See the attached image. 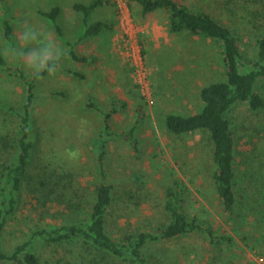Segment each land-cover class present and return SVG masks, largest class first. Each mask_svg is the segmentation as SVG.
Masks as SVG:
<instances>
[{"label": "rangeland", "instance_id": "obj_1", "mask_svg": "<svg viewBox=\"0 0 264 264\" xmlns=\"http://www.w3.org/2000/svg\"><path fill=\"white\" fill-rule=\"evenodd\" d=\"M109 1L116 18L112 46L120 61L127 65L138 97L144 99L133 102L126 112L122 109L116 113L118 119L125 116L127 123L123 124L124 126L118 125L120 130L115 127V131L127 132L133 128L137 146L134 149L130 141L122 138L110 139L108 174L118 196L113 214L108 220V232L113 237H118L128 231H151L168 221V215L162 207L163 190L165 186H169L166 176L168 170L175 173L182 183V188L187 192V213L192 216L200 213L201 217L211 221L213 229L229 235L232 239L211 244L205 234L195 233L171 241L154 242L146 247L145 252L152 264H264V171L257 167V157L261 149H264V109L254 114L242 104L236 106L230 114L231 127L237 143L235 191L239 197V204L231 219L222 212L214 197L211 178L214 165L209 139L206 136L194 135L186 139L185 145L172 143L158 127L162 116L170 111H196L199 106L197 89L208 80L212 79L211 83L225 80L215 44L209 39L195 36L182 37L177 44L179 55L175 53V56L171 57L173 70L168 78L163 79L159 75L154 76L152 69L170 58L162 57L164 47L161 44L155 46L152 38L155 34L154 28L162 27L158 29L159 34L166 30L165 15L160 13L148 21L141 22L138 29L130 27V38L135 40L138 33L137 41L140 40L141 49L145 51L143 60L138 58L136 61L142 71L138 77L140 80L148 79L149 88L145 97L141 89L135 87V66L131 59L127 58L129 55L120 48L124 33L120 25L128 30V27L120 23L122 19H130V12L123 14L126 18L124 19L119 15L114 0ZM181 1L188 5L195 4L231 26L239 37L245 56L244 64L247 65L248 60L254 56L255 41L264 31V0H252V3L249 0ZM57 3L69 7L73 2L60 0ZM57 3L50 0H2L0 5L8 16L16 10L28 12L41 4L45 8ZM226 3L231 4L225 5ZM23 23L22 21L17 25L11 41L4 38L0 24V54L12 67H21L30 78L32 74L21 64L23 60L9 55L10 50L17 47ZM45 23L44 33L55 37L59 45L62 44L51 23L48 20ZM59 26L64 40L74 42L69 39L76 34V22ZM63 47L67 52L66 44ZM137 50L134 46L135 54H138ZM120 51L126 56L122 57ZM176 55L179 57L176 58ZM176 64L182 69L176 71ZM66 69L76 71V63L64 58L58 71L48 79H43L37 88L38 98L35 101L33 116L38 140L35 141L34 160L28 168V175L43 173V169L55 170L58 174L64 169L73 174V179L71 185L55 192L54 195H57L59 200H52L44 206L37 204L36 199L30 197L32 192L25 182L18 211L5 227L6 251L26 240L38 226L59 225L68 213L67 204L64 205V202L79 201L76 196L82 198L83 195L89 200L94 188L97 177L93 164L94 155L90 148H82L81 145L85 139L88 141L87 138L94 134L100 123L95 114L80 113L77 104L82 99L81 96L76 98V76L68 74ZM58 90L66 91L69 97L61 99L49 95L51 91ZM24 96L25 92L19 79L13 73L1 69L0 102L19 109ZM138 110L142 111L143 115L140 121H137L140 118ZM16 126V116L6 115L0 109V138H7L5 147L0 144V169L1 165L15 161ZM240 220L243 221V226L238 224ZM33 249L42 264H128L75 244L54 245L37 241Z\"/></svg>", "mask_w": 264, "mask_h": 264}, {"label": "trees", "instance_id": "obj_2", "mask_svg": "<svg viewBox=\"0 0 264 264\" xmlns=\"http://www.w3.org/2000/svg\"><path fill=\"white\" fill-rule=\"evenodd\" d=\"M123 1L136 23L142 24L141 22L148 21L154 15L161 13L165 15V26L169 33L175 36L209 39L215 44L222 65V76H225V80L213 83L210 82L212 79L208 80L197 89L199 106L196 111H170L162 116L158 127L172 140V143L178 142L185 145L186 139L194 135L206 136L209 139L211 159L214 165L211 175L214 197L222 212L232 219L239 204V197L235 191L237 143L231 127L230 114L236 106L242 104L254 114L264 109V31L255 41L253 58L249 59L245 65V56L240 47L239 37L232 27L195 4L188 5L181 0ZM105 3L111 2L92 0L88 4L75 3L73 5V10L82 15V30L78 40L94 37L103 30L112 29V26L105 21L89 22L91 14ZM228 4L231 3L225 5ZM38 14L49 20L56 33L60 37L63 36L57 21L60 14L58 6L39 9ZM0 24L4 38L11 41L13 28L6 15L1 17ZM65 43L71 48L63 53L59 65L64 58L71 62L84 60L83 57H78L73 50L76 40L74 43L68 41ZM144 52L141 49L142 56ZM171 62L168 60L167 64L153 67L152 72L158 70L156 75L160 77L163 75L162 78L166 79L165 70L172 66ZM1 69L13 73L19 79L25 96L19 109L0 102V109L4 114H14L17 119L14 137L15 161L1 165L0 169V264H42L33 249L37 241L54 245L75 244L83 249L99 251L128 264H152L145 252L146 247L154 242L171 241L195 233L205 234L211 244L232 239L229 235L213 229L211 221L201 217L200 213L193 216L187 213L185 208L188 201L187 192L182 188V183L176 178L175 173L168 170L166 171L168 184H166L169 186L164 187L162 196V207L168 215V221L151 231H128L121 233L118 237H113L107 230V224L113 214L118 195L108 174L109 142L112 137L122 138L130 141L136 149L137 140L134 138L133 128L127 132L113 130L112 116L126 107L124 103L111 101L109 108L105 110L96 105L91 98H84L77 104L80 113L83 115L93 113L100 123L94 134L87 138L88 141L85 139L86 142L84 141L81 145L82 148L87 146L93 152V164L97 172L90 199H85L83 195L84 199L76 196L79 201L64 202V205L67 204L68 213L65 216L68 218H64L59 225L53 227H36L26 240L6 251L4 247L5 227L18 211L20 195L25 182L30 186L28 188L32 192L30 197L36 199L37 204L44 206L52 200H59L58 196L54 195L55 192L71 185L73 174L64 169L58 174L55 170L43 169V173L35 176L28 175V168L34 160L35 141L38 140L33 116L35 101L38 98L36 91L39 83L43 79H48L50 75L43 73L40 76L31 75L29 78L21 67H12L0 54ZM65 71L73 76L82 77L74 70L66 69ZM49 95L61 99L69 97L63 90L51 91ZM138 113H140V118L137 121H140L143 116L142 111L138 110ZM6 141V137L0 138L2 147H5ZM263 165L264 149H261L257 157L258 169L264 171ZM238 224L243 226V221L240 220Z\"/></svg>", "mask_w": 264, "mask_h": 264}, {"label": "crops", "instance_id": "obj_3", "mask_svg": "<svg viewBox=\"0 0 264 264\" xmlns=\"http://www.w3.org/2000/svg\"><path fill=\"white\" fill-rule=\"evenodd\" d=\"M50 1L57 3V1L60 0ZM71 1L73 3H71L69 7L61 3H57V5L55 6H58L60 8V14L58 15L57 19L60 25L63 23L69 25L76 22V34L74 37H72V39L69 40H74V42L76 40V44L73 46V50L75 48L74 51L76 52V55L78 57L84 58L83 61L76 60V62H74L76 63V72L82 76H76V98L79 99L80 96L81 99L91 98L96 105L104 108L105 110L109 108L111 101L122 102L126 105L123 110L126 112V109H129L132 106L133 102L136 103V101H139L140 97H138L139 95L137 94L132 84L130 71L127 65L120 61L112 46V34L116 27V18L113 6L111 3L103 4L91 14L89 20L90 23L96 21H105L112 26L111 30H103L94 37L78 40L82 30V15L79 12H75L73 10V5L75 3L88 4L92 0ZM43 7L44 5L41 4L28 12H20L16 10L15 12L9 14L7 18L13 28L12 33L15 34V28L22 21L24 22L22 24V27L25 23H28L30 25H35L43 29V27L46 25V19L38 14V10L42 9ZM3 15H5V10L0 5V19ZM157 15L158 14L154 15V17ZM159 28L161 29L162 27L159 26L156 29L154 28L155 34H153L154 37L152 38V43L155 44V46H159L161 44L162 47H164V53L161 54L162 57L164 56L166 57V59L170 58L169 60L171 61V57H174L175 53L179 55V48L177 47V44L182 40V36H175L169 33L167 30L159 34ZM52 38L55 39V37ZM58 40H60V42L62 43L60 45L63 49V52L66 53L63 47L66 44V40H64L63 36H59ZM70 48L71 47L66 45L67 51ZM178 55H176V58L179 57ZM167 62L168 61H164L161 63L167 64ZM21 64L22 66H24V61ZM180 68L179 65L176 64L174 69L176 71H179ZM167 70L165 71L167 73L166 77L168 78L173 70V67L169 66ZM157 72L158 70L153 72V75L155 76ZM161 77H163V75ZM116 113L112 116L111 124L113 130H115V127L116 129L120 130L118 125L124 126L123 124H126L127 120L125 116L121 117V119H118L116 117Z\"/></svg>", "mask_w": 264, "mask_h": 264}, {"label": "clouds", "instance_id": "obj_4", "mask_svg": "<svg viewBox=\"0 0 264 264\" xmlns=\"http://www.w3.org/2000/svg\"><path fill=\"white\" fill-rule=\"evenodd\" d=\"M13 58L20 57L24 67L34 76L53 75L58 71L63 49L38 26L25 23L16 48L10 50Z\"/></svg>", "mask_w": 264, "mask_h": 264}, {"label": "built area", "instance_id": "obj_5", "mask_svg": "<svg viewBox=\"0 0 264 264\" xmlns=\"http://www.w3.org/2000/svg\"><path fill=\"white\" fill-rule=\"evenodd\" d=\"M114 3L117 5V11L119 13V15L121 17H123V14L124 13H127V12H130L126 3L123 1V0H114ZM124 18V17H123ZM129 18L130 19H126V21H121L120 24H124L126 27H128V30H126V28H124L122 25L121 26V29H123L124 33L122 34V38H121V45L122 47L120 46V48H123L125 53L128 54L129 56L127 57L128 59H131V63H133V65L135 66L134 68V73L135 75H137L135 77V83H136V86L141 89L140 91L142 92V95L146 97V93H147V90L149 88V85H148V79H145L144 80H140V78L138 77L139 73H141L142 71L139 69L138 67V63L136 62L137 59L139 58L140 61L143 60V57H142V54H141V45L139 44V41H137V35L138 33L136 34V38L135 40L131 39L130 38V33H129V29L130 27H137L140 28L141 27V24L139 23H136L133 21V19L131 18V15L129 13ZM132 24V25H131ZM125 36V38H123ZM135 36V35H134ZM134 46H136L138 48V54H135L134 52ZM120 55L123 57H125L126 55L122 54V52L120 51ZM139 55V56H138ZM137 66V67H136ZM139 71V72H138Z\"/></svg>", "mask_w": 264, "mask_h": 264}]
</instances>
